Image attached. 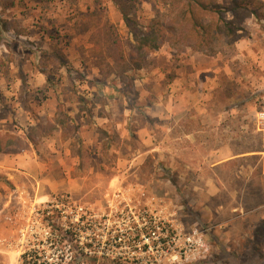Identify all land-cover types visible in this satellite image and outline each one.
Returning <instances> with one entry per match:
<instances>
[{
  "label": "rangeland",
  "instance_id": "1",
  "mask_svg": "<svg viewBox=\"0 0 264 264\" xmlns=\"http://www.w3.org/2000/svg\"><path fill=\"white\" fill-rule=\"evenodd\" d=\"M255 2L264 9V0H252V6ZM123 6L130 11V30L119 11ZM167 10L161 0H0L3 44L9 42L17 54L22 48L29 60L33 54L25 49L35 51L32 47L52 41L38 35L45 28L49 36H57L53 44L76 58L69 69L74 81L59 77L54 66L57 82L37 87L26 81L23 89L8 81L11 67L19 72L20 62L10 66L0 44V264L9 261L3 240L21 226L14 219L76 215L108 220L107 227L124 234L131 250L141 254L118 260L93 257L92 264H264V181L252 176L245 183L237 177V168L212 171L209 157L213 149L223 154L258 150L235 164L246 161L264 176L260 135L249 121L255 110L264 108V19L250 16L239 40L222 43L213 56L163 45L141 49L139 69L132 61L135 55L118 66L104 54L91 56L98 37L106 51V23L116 26L129 54L137 48L134 36H148L149 22ZM12 28L21 33L17 39L10 35ZM190 57L199 58L205 69L187 65ZM45 65L50 70L53 63L42 62ZM35 67L25 64L22 70ZM155 68L163 70L161 80ZM98 72L106 74L99 86ZM7 88H18L19 95L12 97ZM162 97L173 107L170 116L155 106ZM21 99L31 110L34 128L37 113L44 117L46 109H55L51 119L56 124L64 120V127L53 137L27 142L31 127L16 112ZM185 105H191L187 116L180 114ZM124 107L131 113L123 114ZM111 109L110 114L104 111ZM103 114L107 121L93 118ZM232 115L235 122L229 120ZM7 116L13 122L9 134ZM73 119L78 123L70 127L79 129L75 134L68 125ZM142 128L144 135H139ZM7 154L12 164H22L15 183L7 179ZM240 204L244 211H231ZM193 231L198 236L194 244L187 243Z\"/></svg>",
  "mask_w": 264,
  "mask_h": 264
},
{
  "label": "trees",
  "instance_id": "2",
  "mask_svg": "<svg viewBox=\"0 0 264 264\" xmlns=\"http://www.w3.org/2000/svg\"><path fill=\"white\" fill-rule=\"evenodd\" d=\"M168 10L161 17L151 20L147 26L149 35L143 38L134 36V41L137 48L134 52L127 54L125 44L122 37L115 25L105 24L103 26V36L106 40V51H103L101 38L98 37L94 40L91 50V56L97 58L99 55H105V58L112 62L111 65L123 64L127 61L128 56L135 55L132 61H135V69L141 67L144 59V54L140 53L141 49L157 50L163 45H168L172 48L188 49L192 53L202 54L204 56H213L218 52V46L222 43L231 45L237 42L240 38V33L243 29L242 24L250 16L255 19H264V9L261 4H253L252 0H161ZM125 7H120L119 11L125 26L130 30L132 28L130 18V11ZM92 16H88V19ZM93 23L94 20H89ZM93 21V22H92ZM99 25V24H98ZM90 26V25H89ZM4 26L0 24V44L4 45L6 49L11 50L12 47L8 45L9 42L3 44L2 38L5 34ZM11 36L15 39L18 38L20 32L16 28H12ZM8 33V31H7ZM58 33V32H57ZM134 35L133 32L130 31ZM57 38V36H51ZM102 37V36H101ZM29 53L36 54L35 51L25 49ZM45 60L53 63L50 70H46V65L42 66L47 83L54 84L53 67L57 68V73L65 71L70 73V64L63 56L62 52L57 46H53L50 54L40 52L38 57L40 59L46 57ZM49 57V58H48ZM130 58V57H129ZM45 61V62H46ZM48 66V65H47ZM45 67V68H44ZM41 69V68H40ZM102 72L101 79L96 81V85H103ZM52 77V78H51ZM60 77V76H59ZM58 77V79H59ZM83 77V74H80ZM47 88H45V91ZM39 92L43 90H38ZM36 100L39 98L35 96ZM148 119V118H147ZM63 125L64 120H59ZM42 125H37V128H29L25 135L27 142L35 143V135L41 134ZM48 131V130H47ZM49 132V131H48ZM15 136L10 137L14 139ZM19 143V141H16ZM0 150H4L0 147ZM10 151H7L9 153Z\"/></svg>",
  "mask_w": 264,
  "mask_h": 264
},
{
  "label": "built area",
  "instance_id": "3",
  "mask_svg": "<svg viewBox=\"0 0 264 264\" xmlns=\"http://www.w3.org/2000/svg\"><path fill=\"white\" fill-rule=\"evenodd\" d=\"M261 161L264 170V152ZM13 221L21 226L18 232L3 240L8 264H92L93 257L118 260L141 255L131 250L130 241L123 239L124 234L107 227L108 220L76 215L35 216ZM197 236L193 231L185 240L194 244Z\"/></svg>",
  "mask_w": 264,
  "mask_h": 264
},
{
  "label": "crops",
  "instance_id": "4",
  "mask_svg": "<svg viewBox=\"0 0 264 264\" xmlns=\"http://www.w3.org/2000/svg\"><path fill=\"white\" fill-rule=\"evenodd\" d=\"M48 34H47V30L45 28L43 30H40L38 32V35H40V38H44V39L45 38H48V39H51L53 41V43L55 41H57V38L56 39L55 38H52ZM20 36L21 35H19V37ZM25 36H29V34H26ZM52 41L51 42H48V43L44 41L42 45L39 44L40 47H32V49L35 50L36 54H33L32 53L33 55H30V59L29 60H28V58H25V59L23 58V53H24L23 51L24 50L22 48H20V47L18 48L19 49L18 50V54H17V52L13 51L12 49L9 50V49L4 48L5 51H6L5 53H7V63H9L10 66H12L13 64H15V62H17V59L20 62L18 64L19 65V68H18L19 69V72H15L13 70L14 67H11V70H12L11 72H13V73L9 75L10 78H8V81L14 82L15 85L17 84V85H19V87L21 86L22 88L24 86L23 85L24 84L23 82H26V81H31V82L33 81V82L36 83L35 85L37 87H40V86L43 87V85L45 84V82H47L46 81L47 77H46L45 74L41 73V71H43L42 62L46 61L45 58H47V56L44 57V58H42V59H40L38 57V55H39L40 52H46V54H50V52L52 51L53 46H57L58 45V44L57 45L56 44H53ZM57 47L62 52L63 56L69 62L70 65L71 64H76L75 63V59L76 58L74 56L75 55L74 52H73V55H72V53H70V54L67 53L66 54L65 53V49L68 50L67 48H65V49L62 50L59 45ZM48 61H49V59H48ZM186 61H187V65H191V67L193 69H195V71L196 70L199 71V70L205 69L201 65V63L199 62L200 61L199 58L190 57ZM206 61H208L207 63H212L211 60H206ZM25 64H34L36 67H35L34 70H31V69L30 70H25V68H24V71H23L22 70V67H24ZM153 73H154V75H156L157 77H159L160 75H162L163 70L158 69V68H155V69H153ZM59 75H60V77H64V75H65L66 78H67V80L74 81L71 78L70 74L69 73H65V71H62V72L60 71L59 72ZM225 75L230 79L231 74L227 73ZM234 77H236V75ZM159 78L161 80V77H159ZM25 84L27 85V83H25ZM174 89H175V87L173 88V90H171L172 94L171 93L168 94L169 95V98H171L173 96ZM185 89L186 88L184 86L183 91ZM7 91H8V93L11 94L12 97L15 96V98H16V96L19 95L18 88H15V89L11 88L10 90L7 88ZM138 91H139V89H138ZM198 92L199 91H197L196 94ZM25 94H26V92H23L22 93V99H24V100H25V96H24ZM22 99L20 100V102L16 106V109H17L16 112L18 113L19 117H21L23 119H26V122H25L26 125H28L31 128H34L33 127V123L34 122L31 121L32 120L31 117L29 118V114L31 113V110H30V108H29L28 105L24 104V100H22ZM82 99H80L79 102H83L84 100H82ZM165 99H166V97H165ZM46 100L50 101V98H48ZM163 102H164V100H163V97H162L159 101H157V103H156L155 106L159 110H162L163 113H165V115H169L170 116L171 113H172L173 107L171 105L170 106L169 105H166V100H165L164 104H163ZM41 107H45V106L44 105H41V104L40 105L37 104V108H41ZM104 108L107 109L108 107L106 105H104L103 106V109ZM189 109H191V105H185L182 108L180 114L186 113L183 116H185V115L187 116V112L189 111ZM235 109L236 108H233L230 111H232V113H234ZM122 110H123V114H125V113H128L129 114L132 111L130 108H126L125 109V107L122 108ZM151 110H152V107L150 106V109H148L147 112L145 111V114H146V117L147 118H150L149 115H152L151 114L152 113ZM77 111H78V109H77ZM104 111H106L107 114H110V113H112L113 110L111 109V110H104ZM7 113H9V112H7ZM117 113H121V112H117ZM54 114H55V109H53V110L52 109L51 110L46 109L45 111H43V115H45L44 117H41L39 112L37 113L38 116L36 118H34L35 120H37V123L34 124L35 125V128L34 129H36L37 128V125H39V124L40 125H43V124H41V121H43L44 124H45V126H43V128L45 129V127L47 125V129H48L49 132L46 131L47 130L46 129V130L42 131L41 134H37V136L35 135L36 142H38L39 140H45L46 138L53 137L55 131L60 130L62 127H64L65 123L63 125H61L59 123V120H61V119H58L57 124L55 122V119L54 120L51 119L52 117H54ZM254 114L255 115L253 116V119L251 118L249 121H251V122L254 121V123H252L253 126L255 127L254 131L256 133H259V135H260L261 148H263V152H264V108L260 109L259 111L255 110L254 111ZM103 115H98L97 117L96 116H93V118H99L100 121H107V118H105L106 117L105 114H103ZM183 116L181 115V117H183ZM9 117L10 116H7V122H8L7 123V134H9V130H11L13 128V126H12L13 125L12 124L13 123L12 122V118L11 117L9 118ZM231 117L232 118L229 119V120L231 122H235L236 121V116H233L232 115ZM243 119H245V117H243ZM74 122L75 123H78L75 119H73V120H70L68 122V125H69V128L71 130H73V133L75 131L77 133L78 130H79L78 128L76 129L75 127L74 128H71L70 127V125H73ZM229 122H228V124H230ZM69 123H72V124H69ZM218 124L219 123L216 122L215 126L218 125ZM243 124H244V122H243ZM212 127H214V125H212ZM28 130H29V128H28ZM213 130L214 129L212 128V131ZM139 135H144V129L143 128L142 129H139ZM212 136H213V133L209 135V137H212ZM184 137L189 138L190 135L189 134H185ZM256 152H258V150H249V151H246V152L236 153V154H223L224 153V150H222V152H220V150H217V149L214 150L213 149L211 151V154H209L210 155L209 156L210 157V162H211L210 169L212 171H215L216 169L224 168V167H228V168L231 167L233 169H236L237 168V169H239L238 174H237V177H241L243 179V181H245V183H247V180H249L252 176L259 177L261 181H264V176H261L258 172H256L252 168V165L250 163H246V161H245L243 164L242 163H239V162L237 164H235V161H237V159H242V158H247V157H253L254 154H256ZM9 155L10 154H7V176H8L7 179L9 181H11V182L13 180V182L15 183L17 180H19L18 178H20L21 177L20 175L23 173L22 172V169H21L22 168V166H21L22 164H20V163L19 164H16L15 163L16 165L15 164H12L13 161L11 162V160L13 158H10ZM18 157H20V156H16L17 159H18ZM20 159H19V161H20ZM28 172H30V171H28ZM233 174L235 176L236 175V172L233 173ZM214 176H216V175H214ZM43 180L46 181L47 180V176L46 177H43ZM260 208H262V207H260ZM231 211H233V212L234 211H244V206L240 204L238 207L237 206L236 207H232L231 208ZM7 261H8V256H7ZM6 264H8V263H6Z\"/></svg>",
  "mask_w": 264,
  "mask_h": 264
}]
</instances>
